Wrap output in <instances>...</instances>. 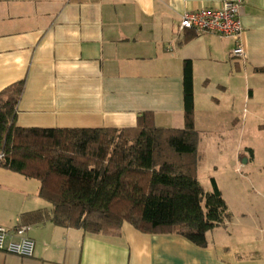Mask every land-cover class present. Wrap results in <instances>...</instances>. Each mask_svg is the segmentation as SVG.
Returning <instances> with one entry per match:
<instances>
[{
	"label": "crops",
	"instance_id": "1",
	"mask_svg": "<svg viewBox=\"0 0 264 264\" xmlns=\"http://www.w3.org/2000/svg\"><path fill=\"white\" fill-rule=\"evenodd\" d=\"M220 1L0 0V91L23 82L16 126L126 128L151 112L155 125L182 128L183 64L190 61L197 178L205 191L213 178L231 212L207 232L204 248L127 222L94 234L30 221L32 254L0 250V264H264V205L230 203L214 174L219 164L207 162L211 151L239 170L255 153L247 145L243 159L242 135L264 133V0H246L240 10L244 58L230 54L237 39L178 27L184 11ZM249 175L242 178L250 183ZM39 186L0 167V225L50 211Z\"/></svg>",
	"mask_w": 264,
	"mask_h": 264
},
{
	"label": "trees",
	"instance_id": "2",
	"mask_svg": "<svg viewBox=\"0 0 264 264\" xmlns=\"http://www.w3.org/2000/svg\"><path fill=\"white\" fill-rule=\"evenodd\" d=\"M22 89L19 81L0 91V167L38 180V195L51 209L23 213L20 223L47 220L112 234L127 222L204 248L207 232L231 219L215 180L205 191L197 178L190 61L183 64L182 128L155 125L151 112L135 127H20Z\"/></svg>",
	"mask_w": 264,
	"mask_h": 264
},
{
	"label": "built area",
	"instance_id": "3",
	"mask_svg": "<svg viewBox=\"0 0 264 264\" xmlns=\"http://www.w3.org/2000/svg\"><path fill=\"white\" fill-rule=\"evenodd\" d=\"M246 0H221L217 7H202L182 13L179 29L213 33L222 37L237 39V44L230 54L234 58H244L245 49L239 41L242 33L240 10ZM30 224L19 223L15 227L0 225V250L18 255H31L33 244L26 234Z\"/></svg>",
	"mask_w": 264,
	"mask_h": 264
},
{
	"label": "rangeland",
	"instance_id": "4",
	"mask_svg": "<svg viewBox=\"0 0 264 264\" xmlns=\"http://www.w3.org/2000/svg\"><path fill=\"white\" fill-rule=\"evenodd\" d=\"M241 140V155H243V159L245 156H249V152L245 149V146L248 145L254 148L255 153L252 160L250 159L248 163L238 165L239 170L236 169L234 165L231 166L228 160L221 158L214 160L212 158L214 155L211 151V159H207V162L215 163L213 166H218L219 164L220 167L212 169H215V177L220 181L230 203L235 205L238 203L253 202L264 205V133L256 132L250 135L244 134ZM226 151L228 153L232 152V146L226 147ZM243 159L240 161L243 162ZM247 172L250 174V183L246 181L245 178H242L243 174H247ZM202 176L203 174L201 173V180L205 184H208L209 187V180L204 181ZM260 226L262 230L259 232V236L263 240L264 223H261Z\"/></svg>",
	"mask_w": 264,
	"mask_h": 264
}]
</instances>
